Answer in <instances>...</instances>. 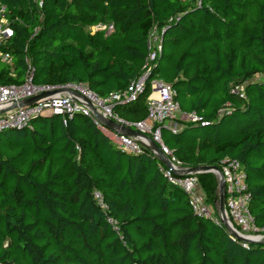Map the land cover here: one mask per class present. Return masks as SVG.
<instances>
[{
	"label": "trees",
	"instance_id": "16d2710c",
	"mask_svg": "<svg viewBox=\"0 0 264 264\" xmlns=\"http://www.w3.org/2000/svg\"><path fill=\"white\" fill-rule=\"evenodd\" d=\"M1 2L24 25L12 23L4 47L12 60L0 62V85L23 82L27 56L36 83L86 84L104 98L143 74L147 34L164 28L144 91L114 111L143 121L150 81L171 85L181 110L205 124L182 123L176 133L160 125L162 141L185 167L238 160L251 214L264 228V0H204L202 8L179 0H44L41 9L28 0ZM97 24L114 31L89 33ZM235 85H244V98L230 94ZM158 165L147 152L121 151L81 114L66 126L48 116L3 131L0 264H264V243L244 247L195 215ZM198 181L215 205V176Z\"/></svg>",
	"mask_w": 264,
	"mask_h": 264
},
{
	"label": "built area",
	"instance_id": "2783aa9c",
	"mask_svg": "<svg viewBox=\"0 0 264 264\" xmlns=\"http://www.w3.org/2000/svg\"><path fill=\"white\" fill-rule=\"evenodd\" d=\"M37 9L43 7L44 0H28ZM182 3H193L197 8L204 7V0H179ZM207 8H209L206 5ZM209 10H211L209 8ZM12 23L24 25L18 18H11L8 8L0 0V62L11 64V54L4 47L14 36ZM94 30H102L105 35L114 31L113 24H97ZM39 28L33 29L34 37ZM165 29H159L153 25L146 39L147 56L143 65V74L132 80L129 86L120 92L109 93L101 98L92 92L86 84H41L34 81L35 68L25 56L26 69L21 84L0 85V133L9 129H24L31 126L35 119L48 116H60L64 126L75 115L81 114L90 118L96 127L121 151L131 154L149 153L155 159L158 154L152 149L148 138L153 141L169 161L168 168L159 162L158 169L171 185L179 187L187 196L188 204L193 213L199 217L207 218L216 224L222 225L226 222L236 234L248 242H242L246 247L249 243H262L264 241V228L255 224L254 217L250 211L251 193L247 184V175L244 167L238 160H224L218 167L220 173L213 171L218 183L224 182V217L221 215L216 202L218 216L212 214L207 205L206 196L203 193L198 175L201 172H190L189 167L181 164L179 159L164 144L161 138L160 125L166 126L172 133L178 132L182 123L201 124L205 122L202 116L195 112L181 110L175 101V91L171 85L160 79L150 81V94L147 98V117L140 122H132L120 117L114 108L117 104H124L136 100L144 91L146 81L155 66V61L162 51V40ZM14 75V74H12ZM244 85L231 87L230 94L240 99L244 98ZM45 94L28 106H19L23 100ZM91 107L104 119L110 120L123 128L137 131L144 136H128L122 134L119 129H108L95 119ZM13 107V108H12ZM11 108V109H10ZM93 199L96 205L103 211L107 210V204L99 191H94ZM109 222H112L109 220ZM224 227V226H223ZM229 233V232H228ZM232 238L237 239L229 233ZM239 240V239H238ZM240 241V240H239Z\"/></svg>",
	"mask_w": 264,
	"mask_h": 264
},
{
	"label": "water",
	"instance_id": "95a60500",
	"mask_svg": "<svg viewBox=\"0 0 264 264\" xmlns=\"http://www.w3.org/2000/svg\"><path fill=\"white\" fill-rule=\"evenodd\" d=\"M43 96H45V94H42L40 96H37V97H33V98H30V99H26V100H23L22 102L19 103V106H28V105H31L33 104L36 100L42 98ZM13 108V107H12ZM91 110L93 111L94 113V116H95V119L97 121H99L100 123L103 124L104 127L108 128V129H113V128H116V129H119L120 132L122 134H125V135H128V136H144L142 135L141 133L137 132V131H133V130H130V129H126V128H123L119 125H116L115 123H113L112 121L110 120H107V119H104L103 117H101L95 110L93 107H91ZM11 109V108H10ZM5 110H2L0 111V113L4 112ZM149 143L152 147V149L158 154V160L164 164L166 167L170 168L171 165L169 163V161L165 158V156L163 155V153L160 151L159 147L153 142L151 141L149 138ZM188 171L190 172H201V173H213V171H216L217 173H220V170L218 167H215V166H198V167H190L188 169ZM224 182L223 180L221 179L218 183V207H219V211L221 213V215L224 217ZM223 226L224 228L227 230V232H229L230 234H232L234 237H236L237 239H239L240 241L242 242H248L246 239L238 236L236 234L235 231H233L231 229V227H229L227 225L226 222H223ZM262 243H264V241H262Z\"/></svg>",
	"mask_w": 264,
	"mask_h": 264
},
{
	"label": "rangeland",
	"instance_id": "374dc122",
	"mask_svg": "<svg viewBox=\"0 0 264 264\" xmlns=\"http://www.w3.org/2000/svg\"><path fill=\"white\" fill-rule=\"evenodd\" d=\"M262 78H263V77H259V76L256 77V79H262ZM211 174H212V173H211ZM214 176H215V175H214ZM215 178H216V177H215ZM217 196H218V194H217ZM217 201H218V198H217ZM217 201H216V202H217ZM207 205H208V207H210V209L212 210V214H213L214 216H218V213H217V210H216V209H217V207H216L217 205H216V204H215V205H214V204H210V203H209V204L207 203Z\"/></svg>",
	"mask_w": 264,
	"mask_h": 264
},
{
	"label": "crops",
	"instance_id": "0c3cea01",
	"mask_svg": "<svg viewBox=\"0 0 264 264\" xmlns=\"http://www.w3.org/2000/svg\"><path fill=\"white\" fill-rule=\"evenodd\" d=\"M95 26V25H94ZM94 26H90L87 27V30L89 31V33L93 34L94 32H96V30H94ZM179 104V103H178ZM158 162H160L158 159H156Z\"/></svg>",
	"mask_w": 264,
	"mask_h": 264
}]
</instances>
